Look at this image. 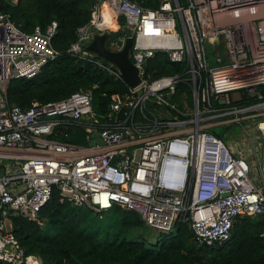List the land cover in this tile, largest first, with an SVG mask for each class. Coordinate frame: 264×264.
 <instances>
[{
	"label": "built area",
	"instance_id": "obj_1",
	"mask_svg": "<svg viewBox=\"0 0 264 264\" xmlns=\"http://www.w3.org/2000/svg\"><path fill=\"white\" fill-rule=\"evenodd\" d=\"M103 1L108 15L117 24L123 17L131 29L129 55L141 75V83L115 94L104 113L93 108L97 85L27 108L11 103L10 81L34 77L59 54L53 46L58 22L27 32L0 11V262L43 264L41 255L22 247L12 219L37 218L55 188L61 199L97 213L115 205L136 210L165 232L181 217L200 245H223L237 216L264 213V0H163L157 9L96 0L69 51L123 79L113 63L84 52L96 33L111 35L99 29ZM110 35L107 47L121 50L125 35L109 42ZM207 44L216 66H210ZM159 51L180 64L179 71L146 73V61ZM184 83L188 88L180 87ZM235 91L238 99L231 97ZM231 114L236 118L222 119ZM256 117L259 134L247 132V149L233 150L210 130ZM76 126L86 129L87 145L48 138L58 127ZM98 139L102 143H92ZM169 162L173 177L164 180Z\"/></svg>",
	"mask_w": 264,
	"mask_h": 264
},
{
	"label": "trees",
	"instance_id": "obj_2",
	"mask_svg": "<svg viewBox=\"0 0 264 264\" xmlns=\"http://www.w3.org/2000/svg\"><path fill=\"white\" fill-rule=\"evenodd\" d=\"M145 8L157 9L163 0H130ZM96 0H0V11L10 12L17 25L32 32L36 26L45 27L53 20L58 29L53 46L59 54L48 61L32 78L12 79L8 87L9 101L29 107L33 101L46 103L60 100L79 90L93 88V108L97 113L107 111L115 94L129 92L130 86L121 78L88 58L69 51L77 39V29L91 19ZM103 14L99 29L115 24V36L123 32L117 25H125L123 17L117 24L109 16V5L103 1ZM106 18V19H105ZM214 52V51H213ZM180 64L171 62L165 53L157 52L144 65L146 73L154 76L173 74ZM185 84V85H184ZM180 86L188 88L186 83ZM264 91V88H263ZM244 103L232 101L231 105ZM227 142L226 134L215 132ZM86 129L81 126L65 131L58 127L48 136L59 142L87 145ZM57 188L51 199L35 219L13 217V231L27 253L43 257V264H264V213L258 216L236 217L231 238L223 245L198 244L190 224L181 217L170 231L159 230L156 240L136 239L151 227L140 213L115 205L106 224L97 223L94 211L86 206H68ZM154 228V227H153ZM0 264H10L0 262Z\"/></svg>",
	"mask_w": 264,
	"mask_h": 264
},
{
	"label": "rangeland",
	"instance_id": "obj_3",
	"mask_svg": "<svg viewBox=\"0 0 264 264\" xmlns=\"http://www.w3.org/2000/svg\"><path fill=\"white\" fill-rule=\"evenodd\" d=\"M106 25L108 28H110V30L117 32V28H113V27H116L115 24L109 25V21H107ZM117 27H120V29L122 31V29H123L122 25H120V26L117 25ZM115 35L116 34L110 35L109 42L112 39L122 37L123 32L118 37ZM207 48H208L207 53H208V58L210 61V66H216L217 62L215 61V53L213 52L212 46L207 44ZM239 95H240V92H238V91L231 93L232 99H238ZM235 118H236V115L231 114L230 116H225L222 119L224 120V119H235ZM260 119H261V117H256L254 119L253 118L252 119H246L242 122L231 121L230 124H218V125L214 126L213 128H211L210 130L213 132L214 131L215 132H223V133L227 134L226 138H227L228 144H230L231 146L233 145L234 147L238 146L240 148L243 147V148L247 149L248 148V145L246 142L247 135H248L247 132H249V134L253 138H256V136L259 134V132H258V130H256V128L254 126H255V123ZM219 121H221V120H219ZM261 143H262V141H261ZM257 145L259 147H261L260 146V140H257ZM256 171L259 173V170L257 167L255 168V171H254L255 175L257 174ZM72 205H73V203L68 204V206H72ZM93 218L95 219V221L97 223L106 224L109 221L110 213L107 210L100 212V213H97L94 211ZM159 232L160 231L157 228L149 227V228H147V230L143 231L142 234L140 232L137 233L135 238L139 239V240L144 239L145 241L150 242V241L156 240L157 236L159 235Z\"/></svg>",
	"mask_w": 264,
	"mask_h": 264
},
{
	"label": "water",
	"instance_id": "obj_4",
	"mask_svg": "<svg viewBox=\"0 0 264 264\" xmlns=\"http://www.w3.org/2000/svg\"><path fill=\"white\" fill-rule=\"evenodd\" d=\"M123 34L125 35V43L121 50L113 51L107 47V40L109 33H96L94 38L89 41L84 52H93L96 56L113 63L121 72L125 82L131 87H137L141 83V75L139 68L132 62L129 52L133 45V38L131 29L128 26L123 27ZM125 107L119 112V118L123 117ZM99 132L95 131L93 137H98ZM102 143L100 139L93 141V144Z\"/></svg>",
	"mask_w": 264,
	"mask_h": 264
},
{
	"label": "clouds",
	"instance_id": "obj_5",
	"mask_svg": "<svg viewBox=\"0 0 264 264\" xmlns=\"http://www.w3.org/2000/svg\"><path fill=\"white\" fill-rule=\"evenodd\" d=\"M162 179L164 180H169L173 177V168L171 166V163H164L162 167V172H161Z\"/></svg>",
	"mask_w": 264,
	"mask_h": 264
},
{
	"label": "crops",
	"instance_id": "obj_6",
	"mask_svg": "<svg viewBox=\"0 0 264 264\" xmlns=\"http://www.w3.org/2000/svg\"><path fill=\"white\" fill-rule=\"evenodd\" d=\"M109 16H111V15H109ZM226 135H227V134H226ZM227 143H228V141H227ZM229 145H230V144H229ZM230 146H231V145H230ZM231 147H232L233 150L236 151L238 146H237V147H234V146L232 145Z\"/></svg>",
	"mask_w": 264,
	"mask_h": 264
},
{
	"label": "bare ground",
	"instance_id": "obj_7",
	"mask_svg": "<svg viewBox=\"0 0 264 264\" xmlns=\"http://www.w3.org/2000/svg\"><path fill=\"white\" fill-rule=\"evenodd\" d=\"M262 127H264V122L262 123Z\"/></svg>",
	"mask_w": 264,
	"mask_h": 264
}]
</instances>
